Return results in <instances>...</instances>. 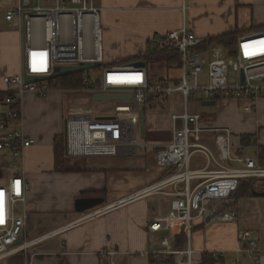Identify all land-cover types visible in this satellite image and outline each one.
Instances as JSON below:
<instances>
[{"label":"built area","instance_id":"built-area-1","mask_svg":"<svg viewBox=\"0 0 264 264\" xmlns=\"http://www.w3.org/2000/svg\"><path fill=\"white\" fill-rule=\"evenodd\" d=\"M187 9L183 5L184 13ZM103 11L97 0H53L51 6H42L38 0L36 3L19 0L7 10L6 18H18L23 30L24 73L3 78L8 90L0 101V106H6L5 116L0 114V150L20 156L36 142L20 129L21 109L12 105H21L20 97L26 92L46 97L55 89L49 83L51 78L27 82L26 76L48 77L56 66L103 64ZM209 39L196 35L185 25L149 37V51L177 53L176 81L167 77L152 79L147 60L144 67L133 63L104 65L102 70L95 69L96 77L84 73L85 91L130 94L131 114L95 116L79 111L70 112L65 119V153L69 158L118 156L129 148L155 145L141 138L142 108L165 109L175 94L181 96V110L171 114L172 138L156 152V162L165 174L127 198L130 201L153 194L171 198L167 215L148 221L150 233L166 232L167 235L162 233L156 248L144 254L172 255L179 264H202L195 259L191 240L196 220H202L205 225L237 222L236 195L241 184L248 181L255 191H264V165L233 143V133L227 127L211 134L215 143L212 147L204 138V133L211 130L203 127L202 114L191 109V96L196 94L201 100L244 98L247 103L243 109L247 112L255 109L257 99L264 95V29L241 34L233 49L219 43L210 44ZM197 154L204 161L197 160ZM29 190V182L20 174L11 176L0 187V260L26 251L56 232L28 240L29 213L25 206ZM112 206L85 212L75 222L94 218ZM179 230L187 237L181 249L170 238V234ZM239 244L237 251L243 256L256 262L261 259L264 252L254 230H243ZM117 254L116 249L101 251L106 264H119ZM212 255L220 261L225 253L212 252Z\"/></svg>","mask_w":264,"mask_h":264},{"label":"crops","instance_id":"crops-1","mask_svg":"<svg viewBox=\"0 0 264 264\" xmlns=\"http://www.w3.org/2000/svg\"><path fill=\"white\" fill-rule=\"evenodd\" d=\"M18 1L0 0V92L8 90L4 76L24 73L23 30L18 18H6L7 10L15 7ZM126 1L136 5L135 9L140 7L137 11L140 32L128 27L125 21L116 19L119 31L115 32L116 48L111 55L112 60L115 59L106 65L145 60L137 57L149 52V37L184 25L196 35L207 38L235 31L239 28L237 19L233 20L237 7L248 2L230 0L223 7L220 0ZM188 1L189 5L186 4ZM105 2L113 4L116 0H98L104 11ZM38 3L42 5L41 0ZM183 5L190 12L184 13ZM135 33L139 35H133ZM160 63L163 64L164 73L157 79L167 77L176 81L179 62L178 65L176 61ZM71 93L73 91L52 89L46 97L32 92L20 97V129L27 138L36 142L25 148L20 156L0 150V187L13 175L20 174L29 182L28 203L25 206L29 213L26 227L28 240L56 232L53 236L42 238L43 241L31 245L26 251L10 254L0 260V264H106L101 256L105 248L118 251L116 260L119 264H179L176 257H170L172 255L162 256L164 258L161 260L160 256L144 254L156 248L155 244L162 233L167 235L166 232L150 233L148 221L152 217L167 215L171 198L163 194L130 201L127 198L157 182L165 174L156 162V152L172 138L171 114L181 110V96L175 94L170 99L166 107L170 122L163 130V137L149 141L155 145L129 148L118 156L69 158L70 165H80L88 170L59 172L55 166V138L65 132L61 112L63 99L69 102L67 116L77 111L76 102L73 101L76 97ZM205 101L208 100L191 106L192 111L202 114L203 127L211 130L204 133L205 140L214 147L211 134L227 127L233 133V143L241 147L244 154L254 156L264 165V95L257 99L255 109L250 112L245 111L241 102L233 98L218 99L214 105H205ZM5 108L0 106L1 115ZM44 110L53 112L41 117ZM54 112L55 118L52 119ZM97 116L117 115L109 109ZM153 131L154 125L147 124L146 133ZM244 136H248L246 141H243ZM104 189L107 190L104 207L114 205L94 218L75 222L82 216L74 209L75 199L83 191ZM236 204L239 209L237 222L205 225L202 220L195 221L191 240L196 261L201 262L202 254L208 251L225 253L215 264H264V253L256 262L237 251L243 230L250 229L255 231L264 252V196L240 197ZM181 233L179 230L170 234L171 240Z\"/></svg>","mask_w":264,"mask_h":264},{"label":"rangeland","instance_id":"rangeland-1","mask_svg":"<svg viewBox=\"0 0 264 264\" xmlns=\"http://www.w3.org/2000/svg\"><path fill=\"white\" fill-rule=\"evenodd\" d=\"M41 3L44 6H51L53 0H41ZM219 3H222V6L225 7L227 4L230 3V0H220ZM105 4H106L105 6L106 9L101 17L104 62L102 65L83 70L84 73H90L92 74L93 77L97 76L95 74L96 73L95 69L102 70L104 68V65H106L112 60L111 58L112 53H115V48H116L115 32L119 31V29L116 26V21H115L116 19L122 20L123 22L125 21L124 24H127L128 27H131V29H133L134 31L140 32V21H139L140 18H137V11L140 10V7L138 9H135L136 5L126 0H116V2H113V4L105 2ZM186 4L189 5L190 2L188 1ZM132 5H134V7H131ZM187 12H190V10L189 11L187 10ZM235 19H237V25L239 28H243V27L250 28L251 26H257V25L259 27V25H262L264 23V0H248V2L246 3H241L237 7V14L234 16L233 20ZM249 31H253V30H249ZM133 35H139V34L135 33ZM89 43H91V38H89ZM208 58L209 59L211 58L209 53H208ZM114 59L115 58H113L112 61H114ZM163 68H164L163 64H161L160 62L157 61L147 62V69L152 79H157L158 76H161V74L164 73ZM98 77H100V75H98ZM71 95H74L76 97L75 99L73 98L74 99L73 101L76 102L75 105V110H77L76 112L81 111L84 113H89L97 116L98 113L111 109L112 111H115L117 117H127L131 114L130 100L100 101L95 99V94H93V92L84 91V90L73 91ZM198 97L199 94L192 95L191 104L195 105L197 103H200L201 99H199ZM240 102L242 106H244L247 103V101L244 98H242ZM68 109H69V102H67L66 99H63L61 103V112H63L62 114L63 127H64L65 119L67 118L66 112ZM168 111L169 110L167 108L154 109V110L149 108L147 109L145 113L146 126L149 123L153 124L154 131L148 132V134L146 133L147 138H142L143 141L147 143H151L149 141H157L164 136L163 130H165V126L170 122V115L167 113ZM52 112L53 110L50 111L44 110L40 116L43 117L45 116V114H50ZM54 118H55V112H54V117H52V119ZM61 140H63V144L65 148L64 134ZM196 157H198V160L204 161V159L201 158L199 155H197Z\"/></svg>","mask_w":264,"mask_h":264},{"label":"trees","instance_id":"trees-1","mask_svg":"<svg viewBox=\"0 0 264 264\" xmlns=\"http://www.w3.org/2000/svg\"><path fill=\"white\" fill-rule=\"evenodd\" d=\"M257 26H251L249 29H239L237 28L235 31L223 33L209 39V43H219L223 46H226L229 49H233L236 44L237 38L249 31V30H261L264 29V24ZM261 28V29H260ZM138 59H145L147 61H157V62H170L176 61L177 65L179 62V58L177 53H162L159 51H149L141 56L137 57ZM83 71L73 72L66 75H62L56 78H51L49 83L54 86L55 89H61L65 91H80L83 90ZM6 92H0V101L4 99ZM21 105L19 103H15L12 105L13 108H20ZM63 135H57L55 138V166L59 172H70V171H87L88 169L85 167H81L80 165H70L69 157L65 153V148L63 144V140H61ZM248 136L243 137V141L247 140ZM65 138V137H64ZM255 190L251 186V183L245 181L241 184L238 193L236 195V200L240 197L244 196H252ZM104 197L107 201V190H86L81 193L80 197ZM106 204V203H105ZM187 237L185 233L177 234L173 240V244L176 248H183L186 243ZM174 257V256H170ZM164 257L160 256L162 260ZM217 260L213 257L211 252L205 251L202 254V264H215Z\"/></svg>","mask_w":264,"mask_h":264},{"label":"water","instance_id":"water-1","mask_svg":"<svg viewBox=\"0 0 264 264\" xmlns=\"http://www.w3.org/2000/svg\"><path fill=\"white\" fill-rule=\"evenodd\" d=\"M37 2V0H35ZM99 62H85L82 63L81 65H65V66H56L54 68V72L48 76V77H41V76H26V81L27 82H32V81H40L44 80L46 78H56L62 75H66L69 73L73 72H79L83 71L88 68L96 67L99 66ZM133 65L135 66H140L144 67L146 66V62L144 60H138L136 62H133ZM132 96L130 94H123V93H99L95 94V99L100 100V101H109V100H130ZM216 101L214 100H208L205 101L203 104L205 105H214ZM145 113L146 110L145 108H142L141 111V138L146 137V120H145ZM5 116V114H3ZM64 137H65V144L67 141L66 138V130L64 132ZM253 195L256 196H264V191L259 192V191H254ZM106 203V200L104 197H78L75 199V204H74V209L77 213L83 214L85 212L95 210L98 208H102ZM20 240H18L19 242Z\"/></svg>","mask_w":264,"mask_h":264}]
</instances>
